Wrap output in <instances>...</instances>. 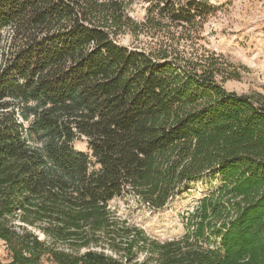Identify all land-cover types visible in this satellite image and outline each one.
<instances>
[{"label": "trees", "instance_id": "1", "mask_svg": "<svg viewBox=\"0 0 264 264\" xmlns=\"http://www.w3.org/2000/svg\"><path fill=\"white\" fill-rule=\"evenodd\" d=\"M132 1L0 0L5 264H264V96L228 91L201 58L116 40L164 20L194 27L208 0H144L140 24ZM204 179L219 186L176 238L109 206L133 196L161 209Z\"/></svg>", "mask_w": 264, "mask_h": 264}, {"label": "rangeland", "instance_id": "2", "mask_svg": "<svg viewBox=\"0 0 264 264\" xmlns=\"http://www.w3.org/2000/svg\"><path fill=\"white\" fill-rule=\"evenodd\" d=\"M208 1L214 11L194 27H167L164 20L165 26L160 30L150 28L137 34L125 30L116 40L129 47L147 50L166 47L173 53L201 58L223 69L222 85L228 91L264 96V0ZM146 5L144 0H133L127 7L128 16L142 23L147 14ZM74 146L87 151L84 138L75 140ZM218 186V180L195 181L161 209H153L133 196L116 198L109 206L127 226H137L149 237L159 240L172 239L184 233L182 216ZM0 259L4 264L8 260V252L1 242ZM135 261H144L143 252H138ZM43 264L50 263L44 261Z\"/></svg>", "mask_w": 264, "mask_h": 264}]
</instances>
